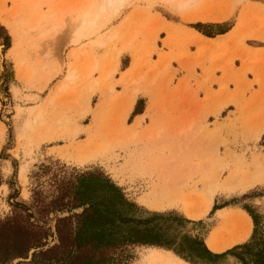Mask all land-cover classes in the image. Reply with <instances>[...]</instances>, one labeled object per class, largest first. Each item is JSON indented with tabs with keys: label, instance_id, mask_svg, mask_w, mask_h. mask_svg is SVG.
<instances>
[{
	"label": "rangeland",
	"instance_id": "1",
	"mask_svg": "<svg viewBox=\"0 0 264 264\" xmlns=\"http://www.w3.org/2000/svg\"><path fill=\"white\" fill-rule=\"evenodd\" d=\"M34 1L0 0V24L6 29L0 25V128L5 131L0 220L26 212L46 238L0 264H64L47 259L60 257L59 251L38 252L58 243L56 227H75L79 234L82 229L76 227L88 220L57 219L87 205L70 211L52 206L43 216L41 210L55 195L47 178L53 172L73 176L95 169L131 203L126 215L158 228L160 241H170L171 251L134 246L129 264H168L156 262L165 251L185 264H238L231 251L216 255L246 239L219 252L211 251L208 242L241 236L250 218L242 206L264 212V98L258 96L264 89V0H193L181 12L160 0H128L116 13L99 14L100 36H80L76 30L85 6L92 3L96 12L99 0H40V9L33 12L29 6ZM17 4L23 10L12 18ZM41 12L53 15L41 22L42 33L33 36L29 28ZM9 20L28 32L24 41L15 43L6 27ZM45 61L47 71L41 68ZM32 67L36 70L30 74ZM248 72L262 76L258 90ZM61 83L66 87L58 90ZM204 92L206 98L200 99ZM16 106L32 110L17 121ZM25 120L34 125L19 143L16 122ZM187 121L189 133L178 135ZM21 159L27 163L26 179L19 177ZM233 176H238V186L230 185ZM209 182L215 189L211 208L195 217L206 205ZM100 193L88 196L97 208L105 206ZM223 205L240 208L249 218L237 212L216 217L213 208ZM109 218L102 214L99 226L88 222L80 240L88 243L97 228L104 237ZM112 222L120 226L114 218ZM203 241L212 254L203 252ZM35 248L39 250L25 258Z\"/></svg>",
	"mask_w": 264,
	"mask_h": 264
},
{
	"label": "trees",
	"instance_id": "2",
	"mask_svg": "<svg viewBox=\"0 0 264 264\" xmlns=\"http://www.w3.org/2000/svg\"><path fill=\"white\" fill-rule=\"evenodd\" d=\"M1 26L5 29L3 25ZM5 47L8 49L10 44L8 47L5 44ZM47 181L53 191H55V195H52L47 201L45 205L47 209L41 210L43 216L47 215L48 211H50L48 209H51L52 206H55L58 210L66 209L70 211L71 209L87 205L79 213H73L57 219L58 223L64 222L71 217H80L82 220H88L86 224L84 221L76 227V230L77 228L78 230L82 229L80 233L88 232L89 228L86 227L88 222L96 223V226H99L98 220L102 219V214H107L112 218H109L111 220L105 236L102 237V234L98 231L100 229L97 228L94 231L96 233H93L95 238L89 240L88 243L80 240V233L78 234L75 231V227L74 231L68 228L61 231L56 227L58 243L44 251L38 252V255H47V253L56 250L61 253L60 257L54 255L47 258L48 260H62L61 262L64 264H129L132 257L129 251L134 246L154 245L155 248L164 247L166 249H160L171 251L169 250L171 249L170 241H160L162 238L160 239L158 228L152 229L151 226L146 225L147 222H134L133 219L126 215L131 210V203L124 199L120 189L103 172L95 169L73 176L53 172L48 176ZM1 184L3 183L0 177ZM38 186H41V183H38ZM36 190L37 188L34 191ZM94 192H102L100 194L104 195L105 206L103 208H97L95 201L89 200L91 197L88 196H91ZM33 201L40 202L39 199L35 200V197ZM242 209L251 218L252 229L249 237L246 241L234 245L230 250H226L216 256H224L228 251H231V255L238 264H264V212L260 213L253 207L242 206ZM29 217L30 215L26 212H14L11 216H6L0 220V259L3 262L7 258L25 254L30 247L40 245L46 238L45 230L37 224L30 223ZM113 218L120 226L112 222ZM165 239L167 238L164 236ZM203 244L208 250L204 249L203 252L212 254L213 252L206 247L204 241ZM63 252L65 253L62 255ZM173 253L179 256L177 252ZM179 257L184 259L181 256Z\"/></svg>",
	"mask_w": 264,
	"mask_h": 264
},
{
	"label": "bare ground",
	"instance_id": "3",
	"mask_svg": "<svg viewBox=\"0 0 264 264\" xmlns=\"http://www.w3.org/2000/svg\"><path fill=\"white\" fill-rule=\"evenodd\" d=\"M160 1L163 4H165L166 7L173 9L175 11H180V12L187 9L190 5H193V3H194L193 0H160ZM127 3H128V0H99V3L97 4V9H96L97 11L96 12H93L91 10L92 3H89L82 10L80 17L77 20L78 26H77L76 30L79 32L80 36H85V35H89V34L95 35V36H100L101 33L98 29L100 27V25L97 22L99 14L100 13H104V14L116 13ZM40 7H41V1L35 0L34 2H32L30 4L29 10L35 12V11H38L40 9ZM22 10H23V7L21 5H19V4L15 5L13 12L11 14L12 18L19 15L22 12ZM52 15L53 14L49 13V12L48 13L41 12L40 14H38V16L34 19L35 23L33 25H31L29 28V30H30L29 32H31L30 34H33V36H37L38 34H41L42 33V30L40 29L41 22L47 20ZM197 18H199L201 20H205L204 18L199 17V16ZM220 18L224 19L225 17L222 16ZM6 27L11 29V34L14 38L15 43H20V42L24 41L28 35V32L25 30L19 31L18 26L10 20L6 23ZM41 68L44 71L48 70L46 61L41 65ZM94 68H95L94 65L88 66L86 69V73L87 74L91 73ZM116 69H117V65L114 66L112 69H110L109 72L106 73V76H108L111 72L115 71ZM35 70H36L35 67H32L30 74H33ZM65 87H66L65 83H61L58 86V90H63V89H65ZM87 89L89 90V93H91L93 91V84L92 83L88 84ZM133 91H134V94H136L137 90H133ZM50 102H51V100H50ZM23 108L24 107H21V106L15 107V118L17 119V121H19L18 119H19L20 115L24 116V114H26L25 112H31V110H32V108H29L28 110H25ZM86 111H87V108L84 109L81 114L82 115L85 114ZM32 121H34V120H32ZM28 122L29 121H27V120L22 121V123H20V124H19V122H16V128L18 130L17 135H16V137H17L16 139L19 143L24 139L26 128H29V129L31 127L33 128L34 124L29 125ZM138 123H139V121L136 119V124H138ZM190 126H191L190 121H187L184 124H180V126L177 129L178 135L186 136L190 131ZM4 132H5L4 128L2 127V132H0V144L4 139ZM157 133H158V131H156L154 133V135H158ZM19 145L20 144H18V146ZM19 147H21V145ZM23 161L24 160L21 159L18 171H19V177L26 179L25 173L27 171V163H25ZM4 167H5V165H4ZM8 171H9L8 167H5L4 172H8ZM237 177L238 176H233V178L230 180L231 186H238ZM246 186H248V185H246ZM0 191H1V189H0ZM205 191H206V197H207L206 205L204 206L203 209H200L196 214L193 215L195 217H200V216L205 215L208 212V210L211 208V205L213 202V196L215 193L213 182H209L205 186ZM23 195H24V197L27 196V192L25 190L23 191ZM247 217L249 218V216H247ZM247 223H248V226H247ZM251 227H252V224H251V220L249 218L248 222L246 221V228L244 229L241 236L238 237L237 239L233 240L232 242H234V241L241 242V241H244L245 239H247L251 233V231H250ZM232 242L226 243L223 246H218V245L215 246L212 241H209L208 246H209V249L211 251H215V252L218 251L219 252V250L223 249L225 246L231 244ZM161 253L165 256H163V257L158 256V260L156 262H167L168 264H185V262H183L182 260H180L177 257L172 256L169 252L165 251V252H161Z\"/></svg>",
	"mask_w": 264,
	"mask_h": 264
},
{
	"label": "crops",
	"instance_id": "4",
	"mask_svg": "<svg viewBox=\"0 0 264 264\" xmlns=\"http://www.w3.org/2000/svg\"><path fill=\"white\" fill-rule=\"evenodd\" d=\"M223 36V35H222ZM224 40V38L222 37V38H217V41L218 42H222ZM249 48H251L252 50H253V48H252V46H250V45H247ZM253 51H250V53H252ZM260 52L258 51V52H253V54L254 55H257V54H259ZM262 53V52H261ZM262 54H264V51H263V53ZM246 74H250L251 75V77H248L247 79L251 82V84L252 83H255V84H257V86H258V88H257V90L259 89V84H258V82L259 81H261V79H262V76L260 75V74H257L258 76H256L255 77V75H254V73H252V72H248V73H246ZM216 76V75H215ZM207 77V76H206ZM205 77V78H206ZM220 90V86H219V88H218V90H215V91H219ZM257 90H255V91H257ZM262 91V93L260 94V95H258L259 97H263L264 98V89H262L261 90ZM248 94V97H250V96H252L253 94H254V91H252V92H248L247 93ZM206 96H207V94H206V92H204L203 93V95L201 96V97H199L200 99H204V98H206ZM256 95H253V98L252 99H256ZM252 104H253V101L251 102ZM140 115H142V114H140ZM0 132H2V129L0 128ZM1 145V144H0ZM51 147H54V145L53 144H50L49 146H48V148H51ZM46 154H48V153H46ZM26 163V162H25ZM5 186H0V189L1 188H4ZM23 194V193H22ZM213 209H215V208H213ZM219 212H224V213H236L237 212V214H240V213H243L242 215L243 216H248L245 212H243V210H241L240 208H236L235 206H222L221 208L219 207V208H217L216 210H215V216L217 217V213H219ZM251 229H252V227H251ZM251 231V230H250ZM236 236L237 237H239V235L237 234V235H235V238H236ZM235 238H232L231 240H225L224 242H222V243H218V242H215V241H213V243H214V245L215 246H223V245H225L226 243H229V242H232L233 240H235ZM237 239V238H236ZM235 243H239L238 241H234V242H232L231 244H229V245H227V246H225L223 249H221V250H219V251H222V250H224L225 248H227V247H229V246H231L232 244H235Z\"/></svg>",
	"mask_w": 264,
	"mask_h": 264
},
{
	"label": "water",
	"instance_id": "5",
	"mask_svg": "<svg viewBox=\"0 0 264 264\" xmlns=\"http://www.w3.org/2000/svg\"><path fill=\"white\" fill-rule=\"evenodd\" d=\"M35 250H39V248L31 249V250L26 254V257H25V258H28L29 255H30L32 252H34ZM18 260H25V259L18 258Z\"/></svg>",
	"mask_w": 264,
	"mask_h": 264
}]
</instances>
